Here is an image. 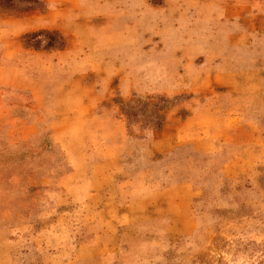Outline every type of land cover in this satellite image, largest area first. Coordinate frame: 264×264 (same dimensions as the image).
<instances>
[{"label":"rangeland","instance_id":"374dc122","mask_svg":"<svg viewBox=\"0 0 264 264\" xmlns=\"http://www.w3.org/2000/svg\"><path fill=\"white\" fill-rule=\"evenodd\" d=\"M39 2L0 9V264H264V0Z\"/></svg>","mask_w":264,"mask_h":264},{"label":"trees","instance_id":"16d2710c","mask_svg":"<svg viewBox=\"0 0 264 264\" xmlns=\"http://www.w3.org/2000/svg\"><path fill=\"white\" fill-rule=\"evenodd\" d=\"M16 0H0V9L12 8L14 10H31L41 6L39 0H25L28 6L19 7L15 4ZM24 44L33 47L36 50H49L56 46H63L64 41L59 34L54 32L41 30L32 33L25 38ZM119 104L121 112L126 116L130 124L143 122L145 125L152 126L156 129H161L164 125V116L161 114L168 108V100L159 98V102L149 105L141 103L140 100L125 102L116 100Z\"/></svg>","mask_w":264,"mask_h":264}]
</instances>
